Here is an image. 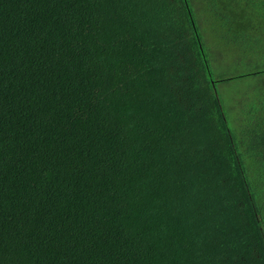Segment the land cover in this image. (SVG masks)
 <instances>
[{
	"label": "trees",
	"instance_id": "obj_1",
	"mask_svg": "<svg viewBox=\"0 0 264 264\" xmlns=\"http://www.w3.org/2000/svg\"><path fill=\"white\" fill-rule=\"evenodd\" d=\"M0 264H264V0H0Z\"/></svg>",
	"mask_w": 264,
	"mask_h": 264
},
{
	"label": "rangeland",
	"instance_id": "obj_2",
	"mask_svg": "<svg viewBox=\"0 0 264 264\" xmlns=\"http://www.w3.org/2000/svg\"><path fill=\"white\" fill-rule=\"evenodd\" d=\"M209 65H205V69L207 70V71H209ZM245 86V84L244 85H242V87H244ZM214 98L216 99V100H218L219 98H220V96L218 95V93L217 92H214ZM236 150V149H235Z\"/></svg>",
	"mask_w": 264,
	"mask_h": 264
}]
</instances>
